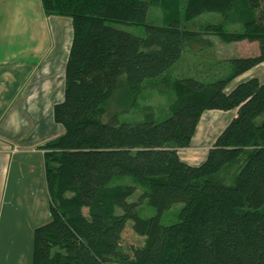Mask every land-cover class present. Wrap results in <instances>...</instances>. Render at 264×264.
I'll use <instances>...</instances> for the list:
<instances>
[{"label":"trees","instance_id":"1","mask_svg":"<svg viewBox=\"0 0 264 264\" xmlns=\"http://www.w3.org/2000/svg\"><path fill=\"white\" fill-rule=\"evenodd\" d=\"M40 1L47 16L69 19L72 31L63 98L52 107L63 132L41 146L50 219L34 229L32 264H264V80L225 90L264 60V0ZM151 4L169 10L165 24L146 22ZM204 12L242 26L212 23L205 34L255 41L258 55L232 62L226 77L177 79L161 120L150 106L140 119L122 118L142 84L161 77L199 39L180 17ZM111 22L143 25L144 34ZM233 108L205 159L181 160L177 150L189 146L201 113ZM120 176L134 182L110 184ZM137 184L144 190L129 201ZM144 200L155 215L139 216ZM179 203L176 220L162 223L161 213ZM128 219L144 240L131 254L120 248Z\"/></svg>","mask_w":264,"mask_h":264},{"label":"crops","instance_id":"2","mask_svg":"<svg viewBox=\"0 0 264 264\" xmlns=\"http://www.w3.org/2000/svg\"><path fill=\"white\" fill-rule=\"evenodd\" d=\"M71 31L70 20L47 16L40 0H0V264H32L34 229L50 219L41 146L63 132L52 106L63 98ZM251 77L264 80V60L225 90ZM235 114L204 110L189 146L177 150L181 160L201 163Z\"/></svg>","mask_w":264,"mask_h":264},{"label":"rangeland","instance_id":"3","mask_svg":"<svg viewBox=\"0 0 264 264\" xmlns=\"http://www.w3.org/2000/svg\"><path fill=\"white\" fill-rule=\"evenodd\" d=\"M169 16V10L162 5L151 4L147 10L145 20L149 23L165 24ZM218 22H223L224 27L228 30H238L242 28L238 21L231 19L225 20L220 13L215 12H204L189 19L180 17L181 26L188 30L198 32L200 34L199 39L191 41L190 46L184 48L181 57L161 77L154 80H146L142 84L135 105L130 112L123 114L122 118L125 120L131 118L140 119L144 107L150 106L154 112L155 118L161 120L169 115L168 105L174 99V84L177 79L182 77H193L200 81H211L219 77H226L234 70L232 62L253 58L258 55V52H255V41H248L246 39L223 41L217 35L205 34L206 25ZM110 24L136 35L144 34L143 25H131L118 22H111ZM57 66L60 68L62 66V61H58ZM57 80L58 79L54 81V84L57 89H60V87H62V80L59 79L58 83ZM232 80L227 84L230 85ZM133 182L134 180L131 176H120L115 177L110 184ZM143 190L144 185L137 184L135 193L131 195L128 200L134 201ZM179 207L180 203L173 205L170 209L161 213L160 221L164 224L174 222ZM117 211L120 212L119 209H117ZM137 212L141 217H150L156 214L155 208L150 206L145 200L137 206ZM143 241V236L134 231L132 228V220L128 219L121 234V250L131 254V248L141 246Z\"/></svg>","mask_w":264,"mask_h":264}]
</instances>
